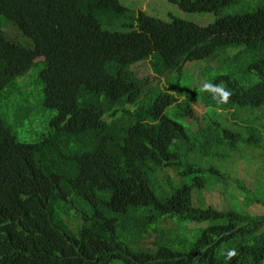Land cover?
Masks as SVG:
<instances>
[{"label":"clouds","instance_id":"1","mask_svg":"<svg viewBox=\"0 0 264 264\" xmlns=\"http://www.w3.org/2000/svg\"><path fill=\"white\" fill-rule=\"evenodd\" d=\"M173 1L182 11L200 13L199 20L204 24L179 17L173 12H168L170 19H163L149 14L140 6L130 9L125 0H0V38H7L28 48L32 47V40L23 31L39 30L46 36H57L64 31L65 25L66 29L75 31L78 27L84 28L85 22L81 19L68 20V17H86L90 14L100 22V13L97 11L101 9L106 10L110 16L108 30L114 31V20L127 19L126 22H120L125 31L134 30V34L149 39L137 20L140 13L144 14L147 21L160 29L156 37L159 42L152 43L149 51L130 63H125L124 68L130 76L128 82L133 78L144 83L140 98L145 112L151 116L154 110L159 111V118L163 117L168 130L176 136L170 141H163L143 129L140 127L145 121L140 117L143 111L133 113L134 104L122 105L118 98L117 103L104 110L100 118L109 122L115 111V125L123 122V129L129 125L134 126V130L124 132V136L120 138L113 133L114 128H111L106 130L102 138L95 116L98 98L94 92L79 86L69 76L55 69L39 74L29 67L26 72L11 76L6 83L9 101L0 104V158L7 163L6 171L0 173V231L14 229L12 226L19 223H35L39 226L48 212L47 200L57 202L56 206H52L59 219L76 236L81 227L80 220L74 217L77 211L89 217L92 214L94 220H102L115 210L136 219L148 213L152 205L147 203L136 209L133 206L119 209V204L123 201L133 202L134 193L138 189L146 186L152 188V180L155 191L159 187L160 193L171 196L177 188L180 189L179 185L186 186V178H192V181L199 179L200 185L192 186L190 202L203 208L212 204L196 202L194 197L205 188H218L228 200L234 194L238 198L241 196L236 190L238 183L243 186L253 185L250 182L248 185L245 178L237 177L234 164L244 159L229 157L224 153L222 149L225 141L222 138L234 112L242 115L252 109L264 114V104L255 107L227 106L235 89L249 88L260 81L259 76L247 64L254 57L251 54L254 51L244 40L227 37L216 39L214 34L201 31L215 19L208 22L212 18L211 12L218 13L225 7L238 4L239 0H218L229 2L218 10H191L196 0ZM249 1L254 4V0ZM251 6L226 14L245 13ZM131 16L132 21L129 23L128 18ZM134 16L136 19H133ZM181 21L195 24L197 30H177L178 38L170 46L164 47L167 27L173 29V25ZM223 42L229 45L218 46L210 52L212 47ZM226 47L238 48L229 60L236 68L227 72L209 73L212 64L220 59L218 56L221 52L216 53ZM41 58L39 55L33 60ZM140 61H146L154 74L153 80L137 75L136 63ZM30 70L31 74L24 82L22 77ZM250 95L259 97L261 101L264 98L260 93ZM156 97L162 101L152 102ZM60 102L66 105L61 123L74 132L67 150L49 141V135L60 120ZM197 105L203 106L204 110L197 111ZM87 106L91 111L89 119L84 115ZM158 119L152 120L157 122ZM25 134L36 136V139L20 138V135ZM163 142L167 144L166 149ZM99 148L102 158L120 153L109 173L108 184L106 183L112 187L115 209L102 203V199L110 197L102 189L105 178L98 181L92 195L93 202L89 203L76 193V188L83 185L85 175L70 173V169L76 165L90 166L92 156ZM250 154L254 156L251 149ZM51 161L57 163L51 164ZM188 163L192 167L186 172L184 170ZM198 168L204 170L202 173L198 172L202 177L195 175L194 171ZM179 196L180 193L176 199ZM78 202L84 205L85 211L75 208ZM191 222L195 227H200V222L203 221H187L186 227ZM208 223L209 221L205 225ZM132 227L124 231L114 227L118 240L131 237L135 230ZM10 246L12 245L9 244L4 249ZM224 255V264H228L238 256V252L230 249ZM209 259L210 257H193L191 264H208Z\"/></svg>","mask_w":264,"mask_h":264},{"label":"trees","instance_id":"2","mask_svg":"<svg viewBox=\"0 0 264 264\" xmlns=\"http://www.w3.org/2000/svg\"><path fill=\"white\" fill-rule=\"evenodd\" d=\"M228 3L218 0H196L191 10H218ZM105 11L104 9L97 11L100 13V22L90 14L86 17H68V20H83L84 28L78 27L72 31L66 29L65 25L64 31L57 36H46L39 30L23 31L32 40L31 48L1 37L0 104L9 101L6 83L11 76L24 73L29 67L37 70L39 74L55 69L97 96L95 116L102 138L107 129L114 128L113 133L120 138L124 136V132L134 130V126L129 125L123 129V122L115 125V111L109 122L100 118L102 112L108 110L120 98L122 105L134 104L133 113L143 111L140 117L145 121L140 127L160 140H172L176 136L168 130L163 117L159 118V111L154 110L150 116L143 108L140 93L143 91L144 83L133 78L128 82L130 76L124 68L125 63H130L149 51L152 43L159 42L156 37L160 29L140 13L137 17L138 24L141 30L148 34L149 39L134 34V30L127 32L115 22L112 25L114 31H110L108 30L110 16ZM134 18L136 19V16ZM128 20L131 23L132 16ZM60 22L65 24L64 20ZM187 29L197 30V26L188 21H181L173 25V29L167 27L164 47L170 46L178 38L177 30ZM201 31L214 34L213 37L216 39L227 37L244 40L254 51L251 53L254 57L247 64L259 76L260 81L249 88L235 89L233 98L227 106L255 107L264 104V98L262 102L259 97L250 95L260 93L264 97V0H254V4L245 13L217 16ZM226 44L227 42H223L216 45L210 52ZM39 55L42 58L34 61L33 59ZM157 97L152 102L162 101ZM59 108L60 120L49 135V141L67 150L74 132L70 131L66 124L61 123L66 111L65 103L60 102ZM84 115L87 119L90 118L89 106L84 109ZM152 119L158 121L154 122ZM224 133L222 138V141H225L222 149L224 153L229 157L242 158L245 164H249L254 160L250 149L257 150L263 159L259 171H264L263 113L252 109L242 115L234 112ZM163 147L167 148L165 142ZM119 156L120 153L116 152L102 158L99 148L92 156L90 166L79 164L71 168L70 173L85 175L83 185L76 188L77 195L86 202H93L92 195L97 183L105 178L102 189L107 191L110 197L102 199V203L115 209L112 187L106 183ZM46 161L49 160H44ZM56 163L51 161V164ZM191 167L192 164L188 163L184 171L189 172ZM6 168V161L0 158V173L5 172ZM194 172L195 175L202 177L198 172L202 173L204 170L198 168ZM186 179L188 180L186 186L179 185L180 189L177 188L171 196L160 193L159 187L155 191L152 180V188L146 186L134 193V203L123 201L119 204V209L127 206L136 209L147 203L152 205L148 213L136 219L115 210L102 220H94L92 214L89 217L77 211L74 217L81 223L77 236L59 219L53 207L57 202L47 200L48 212L39 222V226L35 223H19L12 226L14 229L0 231V264H191L193 257L198 259L210 257L208 264H224V254L230 249H236L238 256L228 264H263L264 212L250 214L247 208L252 204L264 206V180H256L251 186L238 183L236 190L242 199L236 194L231 195L227 204L217 209L213 205H207L205 208L192 205L190 202L192 186L200 185L201 182L199 179L195 181H192V178ZM179 193L180 196L176 199ZM158 219L169 220L172 225L162 226L158 224ZM204 220H208L209 223L194 229H187L185 225L187 221ZM114 227L120 231L129 227L135 230L131 237L119 241ZM149 235H154L151 246L144 243V239ZM9 244L12 246L4 249Z\"/></svg>","mask_w":264,"mask_h":264},{"label":"rangeland","instance_id":"3","mask_svg":"<svg viewBox=\"0 0 264 264\" xmlns=\"http://www.w3.org/2000/svg\"><path fill=\"white\" fill-rule=\"evenodd\" d=\"M126 5L130 9H135L138 6L143 8L146 12L152 15H156L160 18L163 19H170L168 12H173L177 16L192 20L198 24H204L202 23L199 19L201 18L200 13L196 12H186L182 11L177 7V4L173 0H125ZM249 5H253L252 2L249 0H239V3L232 6V7H225L220 10V12L215 13L211 12L212 18L208 21L210 22L213 20L217 15H222L226 13H232L234 11H239L240 9L247 7ZM208 16V15H206ZM127 19H119V20H114L113 22L119 23L120 22H126ZM238 48L230 47V48H224L222 50H219L216 54L220 53L221 54L218 56V60H216L215 64H212V67L209 68V73L210 72H216V71H232L236 67L233 66L231 63H229V60L231 56H233L234 53H236ZM136 68H137V75L144 77L147 76L148 79L153 80L154 79V74L151 71V69L148 67L146 61H140L139 63H136ZM31 74V70L26 73L22 79L24 82H26ZM207 75V73H204ZM187 78L188 75L186 74ZM190 79V78H188ZM203 81V79L201 80ZM204 110L203 106L197 105V111H202ZM20 138L22 139H27V140H33L36 139V136L33 135H20ZM252 153L254 154V162H252L250 165L245 164L243 160H239L234 164V167L237 170V177L239 178H245L247 180V184L249 185V182L254 185L256 183V180L263 179L264 180V171L261 172L259 171L260 166L263 163L262 157L258 154L257 150H253ZM173 174L172 172H170ZM196 202L203 201L204 203L212 204L214 206H217V208H220L221 206L227 204V198L225 195H223L218 188H205L202 190V192L194 197ZM239 199H242L241 196H239ZM75 208L79 209L80 211H85L86 208L82 203L78 202L75 205ZM248 212L250 214H261L264 212V206L259 205V204H252L248 208ZM158 224L168 227L172 225V222L169 220H160L158 219ZM208 221H203L200 222V224L203 226L207 223ZM195 224L193 222L188 223L187 229L194 228ZM154 238V235H149L144 239V243L147 245H151L152 240Z\"/></svg>","mask_w":264,"mask_h":264}]
</instances>
